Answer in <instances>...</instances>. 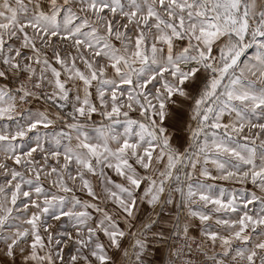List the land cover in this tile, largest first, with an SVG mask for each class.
Masks as SVG:
<instances>
[{
	"label": "snow or ice",
	"instance_id": "snow-or-ice-1",
	"mask_svg": "<svg viewBox=\"0 0 264 264\" xmlns=\"http://www.w3.org/2000/svg\"><path fill=\"white\" fill-rule=\"evenodd\" d=\"M0 264H264V0H0Z\"/></svg>",
	"mask_w": 264,
	"mask_h": 264
},
{
	"label": "rangeland",
	"instance_id": "rangeland-1",
	"mask_svg": "<svg viewBox=\"0 0 264 264\" xmlns=\"http://www.w3.org/2000/svg\"><path fill=\"white\" fill-rule=\"evenodd\" d=\"M254 54H255V48L249 49L247 54H246V57L250 58ZM205 80H206L205 74L201 73V74H198L197 79L190 81L188 83V85L186 86V90L189 93V96L191 98L188 100H185V103H186L185 107H184V113L185 114H183L184 118H183V124L181 126L182 128L173 130V129L167 128L165 123L163 124V126L167 129L168 134L171 137V141H172L173 146L175 148H177L178 150H183L184 148L186 149L188 146V141H190V135L188 136L187 127H188V124L190 122L192 99H194L195 97H197L199 95V92L202 89V87L205 83ZM173 106H170V109ZM182 108H183V104H182ZM131 115L133 116V118L137 117L136 113H132ZM93 119H94L95 123L92 125V127H100L101 124L103 123L102 118H100L98 115H94ZM190 123H193V122H190ZM217 184L220 187L227 188L229 190V192H231V190L234 188L238 190L240 187L238 185L230 184L229 182H223V181H219V182H217ZM246 187H247L248 191L243 193L244 198H247L250 195L251 191H256L257 194H259L258 189H256L254 186L248 185ZM238 195H239V192H238ZM256 208H259V203L256 204ZM173 211H175V210H173ZM149 214H151L150 208H148L147 205H142L141 206V212L139 214L138 219L142 221ZM168 215H169V213H165V218H167ZM63 230L64 229L62 228L61 231H63ZM125 246H127V245H125Z\"/></svg>",
	"mask_w": 264,
	"mask_h": 264
},
{
	"label": "crops",
	"instance_id": "crops-1",
	"mask_svg": "<svg viewBox=\"0 0 264 264\" xmlns=\"http://www.w3.org/2000/svg\"><path fill=\"white\" fill-rule=\"evenodd\" d=\"M178 104H179V107L174 105L170 109V116L166 118L164 121L166 127L173 129V130L182 128L181 126L183 124V118H184L183 114H185L184 113V107L186 104L185 100L183 98H180L178 100ZM182 104H183V108H182ZM154 259L159 260V255L155 257Z\"/></svg>",
	"mask_w": 264,
	"mask_h": 264
}]
</instances>
